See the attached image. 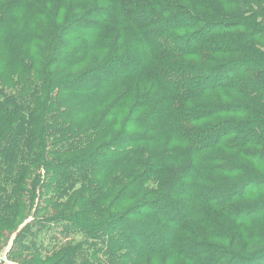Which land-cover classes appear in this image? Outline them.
<instances>
[{
	"label": "trees",
	"instance_id": "16d2710c",
	"mask_svg": "<svg viewBox=\"0 0 264 264\" xmlns=\"http://www.w3.org/2000/svg\"><path fill=\"white\" fill-rule=\"evenodd\" d=\"M97 2L96 7L76 5L74 9L78 10L72 13H58L59 5L58 10L51 13L47 8L37 6L34 0H8L0 9V31L1 27L10 25L16 14L25 13L31 24L37 19L49 21L46 28L48 36L39 37V43L35 42L36 35L27 38L9 36L11 42L0 38V76L9 72L5 83H10L15 77H12V70L27 74L28 68L44 58L45 55L39 52L38 61L30 64L24 61V49L34 47L35 43L43 47L52 43L51 54L56 61L51 59L50 65L54 62L64 66L66 62H73L79 53L87 56L96 47L92 41L113 43L120 39L123 42L117 48V58L102 62L99 72L86 70L58 82L53 104L47 100L52 90L51 83L46 88L36 86L33 89L30 87L33 83L26 82L18 95L9 100L1 97L4 87L0 86V206L4 209L10 202H16L15 206L19 199L21 201L29 195L30 190L44 186L38 178L30 179L29 175L33 173L32 168L41 166L47 162L46 158L51 157L52 162L47 163L51 166L53 178L49 183L51 188L47 189L50 194L44 198L52 209L58 210L57 218L39 220L42 227L38 224L39 229L46 232L50 229L45 225L58 224L54 229L56 233H52L56 234L55 237L45 238L48 242L45 245V241L36 242L34 235L40 230L28 232L26 225L18 236V246L24 251L35 250L38 253L47 250V255L39 259L46 263L54 259L52 264H140L144 258L155 256H161L163 260L169 258L172 263L181 259L185 264H264V252L247 256L209 242H185L174 235L184 230L182 225L189 218L199 214L197 206L201 204L222 208L224 212L234 214L239 222L253 220L261 213L259 210L262 211L259 204L228 210V202L244 195L240 182L224 184L205 179L213 185L198 190L195 185H190L204 165L215 163L212 161L215 157L206 154L209 151L217 148L236 151L246 145L264 142V115L252 120L228 119L201 125L222 113L220 106L230 109L227 104L194 103L209 93L234 87L231 74L226 76L232 60L211 66L169 62L172 57L180 55L196 57L199 61L207 54L225 55L228 53L226 47L235 43L226 32L232 25L239 24L225 16L217 17V20L211 18L216 15L207 16L211 19L208 20L169 0ZM241 3L238 7L243 12ZM56 6L53 4V8ZM261 25L258 28L243 26V29H247L249 36H259L261 27L264 29V23ZM114 27L118 32L121 29L118 37ZM221 33L225 35L218 36ZM124 35L130 37L128 44ZM15 40L17 44L14 46ZM43 47H39L40 50L44 51ZM139 49L153 55L156 62L153 69L147 67L148 61ZM245 65L240 62L236 65L237 70L241 72ZM53 75L50 72V76ZM140 76L145 83H158V86L153 85V90L149 88L151 94L145 97L137 86L133 90L134 78ZM17 82L21 84L19 78ZM126 85H132V89L123 92L103 111L98 121L100 131L108 132L116 122L115 117L120 116L130 103L128 116L115 129L117 135L108 136L107 141L99 144L89 155H82L84 143H87L85 134L89 133L91 138L98 133H90L91 129H86L77 134L80 129L77 131L74 123L94 113L112 91H123ZM246 88H251L256 94L264 92V76L258 71ZM18 99L34 103L33 109L27 105L19 107ZM231 109L240 111V107ZM196 123L200 127L193 128ZM94 128L98 129V126ZM45 130L51 136L50 150L46 146L49 139H45ZM142 145L151 148L159 145L160 149L147 153L139 148ZM120 162L131 164L134 169L141 168V171L132 176L133 168L127 167L121 173L129 181L127 188L113 194V187L119 179H114L107 189L98 181L108 179L113 172L111 170L117 169ZM225 162L217 173L233 166ZM94 165L100 167L99 174L91 171ZM207 167L208 173L217 171L210 165ZM191 168L196 174L191 175ZM135 186L138 187L136 191L132 190ZM2 192L12 196L11 199L4 198ZM124 192L128 194L123 195ZM99 195L103 196L100 198ZM139 195L142 198L136 202ZM154 195L156 197L151 199L150 196ZM92 203L91 208H86ZM103 203L108 207L102 209L99 205ZM129 204L133 205L126 209ZM73 205L86 209L76 216L70 212ZM117 211L120 215L105 222ZM101 218L106 219L104 223L91 224ZM208 226L206 232L210 238L220 241L225 238V232L216 223ZM172 227H176L177 232H171ZM81 236L85 237L84 240L79 239ZM42 246H45L43 251Z\"/></svg>",
	"mask_w": 264,
	"mask_h": 264
},
{
	"label": "rangeland",
	"instance_id": "374dc122",
	"mask_svg": "<svg viewBox=\"0 0 264 264\" xmlns=\"http://www.w3.org/2000/svg\"><path fill=\"white\" fill-rule=\"evenodd\" d=\"M8 0H0V9L3 8L5 2ZM32 2L33 0H29ZM171 3L180 4L184 7H188L191 9L195 14L206 17V19L211 20L207 18V16H214L211 17L213 19H216L220 16H225L230 18L231 22H234V24L239 25H232L231 28L226 32L229 36H231L232 39H234L235 43L226 47L225 55L223 54H216L213 56H210V54L205 55V58H202L201 61L195 59L196 57L192 56H175L172 57L173 59H170L169 62H175V63H181V64H197L198 66H211L216 63L220 62H226L229 60H232L229 68V73H226V76H230L231 81L233 82V88L231 90H217L213 93H209L200 100L196 101V103H217V104H227L230 105L227 109L225 107H221V112L218 116H215L213 118H209L204 123H201V125H207L209 123H214L218 121H224L228 119L232 120H238V121H245V120H252L253 118L257 117L258 115H264V92H258L256 94L255 92L251 91L250 89H247V83L254 81V77L260 72L262 76H264V29L261 27L259 36H249L247 29L249 26L252 27H260L261 23H264V0H169ZM241 3V6L245 11H240L238 4ZM35 4L39 7H45L47 10H49L51 13L55 10H58V5L60 6L59 12L65 11L73 12L77 11L78 9H74L76 5L82 4L85 7L89 8L91 5L93 7H96L98 5L97 0H63L62 3H60L59 0H55L54 3H52V0H34ZM53 4H57L55 8H53ZM197 4V5H195ZM82 7V9H84ZM81 10L80 12H82ZM85 11V10H84ZM16 18L10 20L8 26L1 27L2 31H0V38L6 39L7 41L11 42L12 37H20L22 35L23 37L27 38L30 35H36L37 40L35 42L39 41L44 37V35L48 36V33L46 31V28L49 24H47L49 21H46L43 19H37L33 24L28 23V16L23 14H16ZM224 18V17H223ZM217 20V19H216ZM34 24H37L36 26ZM27 25V26H26ZM262 26V25H261ZM200 27V26H199ZM198 27V28H199ZM114 31L116 34L117 28L114 27ZM121 32L117 31V37L119 36ZM128 33V32H127ZM126 33V35H127ZM225 35V33H221L222 36ZM114 36V35H113ZM125 36V35H124ZM10 38V39H9ZM0 39V40H1ZM130 37L125 36L126 43L129 41ZM94 49L85 56L84 53H79L75 56V60L73 62H66L64 66L56 65L54 62L51 64V59L56 61L51 54L53 50L52 43H48L46 46L43 47V45H38L35 43V46L26 50L24 49V55L23 59L27 64L32 63L34 60H39V52L42 53L41 55H45L44 58L40 61V63L35 64L32 66V68H26L27 74H19L16 70H12V77L13 80L10 83H5L7 81L8 73H3L0 76V86H3V92L1 94V97H6L8 100L14 96H17L19 91L23 88V84L25 87L26 82H31L29 84L30 87L33 89L36 88V86H41L42 88H46L48 84L51 83L52 90L50 91L47 100H49L52 104L54 103V99L56 96L55 92V85L63 81L64 79H69L72 77L77 76L78 74L83 73L84 71L88 70L89 72H93L94 70L99 72L100 67L102 66V62L111 59V58H117V48H119L120 45H122V41L120 39L116 40L115 42H97L92 41ZM41 43V42H40ZM14 46L17 44V40L13 41ZM92 44V43H90ZM89 44V45H90ZM13 46H10L11 48ZM19 48V44L17 45ZM43 47V50H40V48ZM14 48V47H13ZM49 51L47 52V50ZM75 50V49H73ZM142 52V57L145 59V61H148L147 67L150 69H153L156 65V62L154 61V57L151 54H148V51H143L142 49H139ZM201 55V53H200ZM200 57V56H199ZM78 60V62H76ZM197 60V61H196ZM203 60V61H202ZM235 61V62H234ZM75 62V63H74ZM240 62L245 63L246 65L241 69L239 72L238 65ZM240 68V67H239ZM50 72H53V76H50ZM241 73V74H238ZM49 75V76H48ZM17 78L21 80V84L17 82ZM48 81V82H47ZM17 82V83H15ZM47 82V84H46ZM151 82V81H149ZM143 81L142 77H135L134 78V85L133 90L137 86V89L139 93L145 97L147 95H150L151 93L148 92L149 88L153 90V85L158 86V83H155L152 81L151 83H145ZM46 84V85H45ZM132 85H126L123 87L122 90H115L112 91L103 101L101 104V107L94 111V113L90 114L88 117L76 121L74 124H77L78 130L80 131L77 133L79 134L82 130H90L91 132L98 133L97 136L91 137L89 133L85 134V142L86 146H84V151L82 155H89L96 147H98L99 144L103 143L104 141H107L108 136H115L116 127L122 124V120L126 118L129 114V110L131 108L130 103H127L126 108L123 110V112L120 114V116H116L114 119L115 124L113 125V128L110 127V129L107 131H100L99 126L100 123H98L100 117L103 116V111H106L109 106L114 102L117 101L120 96H122L123 92L128 90L129 88L132 89ZM246 88V89H245ZM222 90V91H221ZM254 93L256 95H254ZM158 94V93H157ZM134 95H136L134 93ZM14 99V98H13ZM25 100V99H24ZM9 102V101H8ZM18 105L24 106L27 105L29 108H32L31 106L34 105L32 102H27L18 99ZM39 102V99L37 98V103ZM10 105H12L11 102H9ZM9 106V105H8ZM240 107V111L236 112L232 110L231 108ZM7 108V105H6ZM5 108V109H6ZM33 109V108H32ZM7 110V109H6ZM51 112H48V115H50ZM98 126V129H95L94 127ZM191 127V126H190ZM193 128L200 127L198 123L192 125ZM95 130H94V129ZM131 130H133L131 128ZM48 130H45V139H49V143H47V149L50 150V140L51 136L47 133ZM117 135V134H116ZM143 151H153V150H159L160 147L153 146L152 148L146 145H142L139 147ZM210 155L211 157H215L212 159L215 163L209 164L210 167L214 170H217L212 173H208V164L204 165L202 170L199 171L197 174L193 170L191 175L195 173V177L197 178L193 183L190 185H195L197 187V190L200 188H207L210 187L211 182L209 183L205 179H210L213 181H221L217 183H224V184H230L233 182L241 183L239 186H241V190H245L242 192V195L239 199L235 198L233 201H230L227 203L228 210H232L234 207H242V206H250V205H256L259 204V206H262V211L259 214V216L253 220L249 221H243L239 222L238 219H236L230 212H224L221 208V210L212 208L211 206H205V205H198L197 208H199V214L197 216H194L192 218H189L186 222V224L182 225L185 226L184 230L182 232L174 233V235L177 234L178 238L185 242H209L210 244H215V246H220L223 248H229L230 250H234L237 252V254H243V255H256L264 252V142L259 144H251L243 146L240 149H237L236 151H228L223 150L221 148L214 149L212 151H209V153H206ZM123 155V154H121ZM68 158V157H67ZM123 158V156H122ZM47 162H52L51 157L46 158ZM228 161L229 163L233 164V168L229 167V169L221 170L219 173L218 169L219 166H222V164H226ZM44 162L41 164V166H37L35 168H32L33 173L31 172L30 179L38 178V181L41 185L44 184V186H41L38 189L30 190L29 187V195L23 197L19 202L13 206V204L10 202L9 205L3 209L4 206H0V264H52L55 260L52 261L43 262V260L39 259L41 256L44 257L47 255V250L44 253H38L37 251H24L18 246L19 241L18 236L22 233L23 228L27 225L28 226V232H36L39 227L41 226V222L39 220L44 219H50V218H57V211L51 206H49V203H46L44 197L48 196L50 193H48L47 189L51 188V185L49 184L51 179L53 178V175H51V166L49 163ZM121 163V162H120ZM127 167H132L131 164L128 163H121L118 165L117 169H113L105 181L99 182L100 185H102L104 188L107 189V187L110 185V183L114 179H119L117 185L113 187V194L119 193L124 188H127V184L129 181L126 179L125 176H123L121 173H124ZM133 168V167H132ZM91 171L95 170L100 173V167H96V165L92 166ZM141 171V168H133L132 176H136L134 174ZM50 175V176H49ZM210 175L209 178L206 176ZM29 176L27 178H29ZM187 179V177H186ZM110 180V181H109ZM241 180V181H240ZM28 181V180H27ZM30 181V180H29ZM212 181V182H213ZM216 185V183L214 184ZM243 185V186H242ZM44 187V188H43ZM248 187H250L249 190ZM1 189V187H0ZM134 191L138 190V187L135 186ZM3 197L9 200L12 196L7 195L6 193H3ZM128 194V192H124L123 195ZM140 194V192H139ZM143 195V194H141ZM138 196V200L136 202L140 201L141 198ZM100 198L103 195H99ZM156 197L150 196L151 199ZM14 199H16L14 197ZM144 199V198H143ZM263 202V203H262ZM91 205L86 206V208H91ZM133 204L126 205V209L130 208ZM95 206V203H94ZM102 209L107 208V203H103L99 205ZM83 206H77L73 205V208L70 212L72 214H75L76 216L78 214H82L83 211L86 209ZM145 209V208H144ZM61 211V210H59ZM223 213H222V212ZM119 212L117 211L114 213L112 217H109L107 220L105 218H101L99 221H92L91 224L93 226H97L101 224V222L104 223L110 220H113L116 218ZM56 214V215H55ZM86 218V217H85ZM83 220V219H81ZM91 220V219H90ZM136 220V219H134ZM138 220V218H137ZM136 220V221H137ZM84 221V220H83ZM86 221L87 220L86 218ZM203 221H209L208 223H204ZM216 223L219 228H221L225 232V238L220 240L212 239L208 236L206 229L208 224ZM58 224H51V225H45L46 228H49L50 230L46 232V230L41 231L42 228H40L39 233L34 235L36 242H44V245L47 244V239L52 236L55 237L56 233L54 232L55 227ZM44 226V225H43ZM114 226V225H112ZM42 227V226H41ZM60 229V228H59ZM176 227L171 228V232H177L175 231ZM192 229V231H191ZM26 231V234H28ZM84 236L79 237V239L84 240ZM77 242V241H76ZM114 242H117L114 240ZM231 244V245H229ZM50 248V247H49ZM45 249V246L41 247V251ZM33 252L34 255L32 254ZM50 251L48 250V253ZM50 254V253H49ZM237 256V255H235ZM51 257V256H50ZM104 256H100V258H103ZM52 258V257H51ZM50 259V258H49ZM105 259V258H104ZM249 260V258H248ZM140 264H185L181 259H177V262L172 263L169 262V258L162 259L161 256H155V258L147 257L144 258Z\"/></svg>",
	"mask_w": 264,
	"mask_h": 264
}]
</instances>
